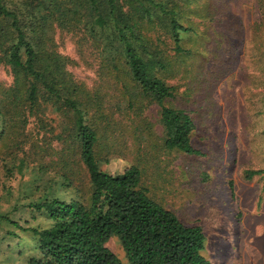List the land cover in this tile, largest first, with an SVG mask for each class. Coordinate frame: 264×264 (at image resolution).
I'll return each mask as SVG.
<instances>
[{"label": "trees", "instance_id": "trees-1", "mask_svg": "<svg viewBox=\"0 0 264 264\" xmlns=\"http://www.w3.org/2000/svg\"><path fill=\"white\" fill-rule=\"evenodd\" d=\"M196 2L0 0V64L11 76L7 85L0 81V139L4 136L6 143L25 154L21 145L29 142L24 132L28 118L34 112L44 114L48 107L61 116L68 129L63 138L61 133L55 138L69 139L60 156L66 169L59 174V184L70 187L71 195L61 197L50 192L51 184L43 181V176L29 180L33 190L44 191L25 206L32 218L36 214L44 217L45 225L21 226L0 212V230L10 225L30 236L29 242L17 240L9 247L24 264H122L107 246L113 237L128 264H212L203 254L202 227L184 223L148 194L139 157L120 173L100 169L99 142L110 124L100 129V118L95 114H104H89L98 106V97L105 98L107 91L87 88L76 80L68 69L70 58L59 52L55 40L56 32H64L71 36L79 53L91 48L105 60L104 69L114 82L102 87H110L125 102L121 111H130L137 120L134 129L138 136L148 127L145 119L138 121L144 102L155 103L163 128L161 147L199 155L202 152L191 141L194 123L190 114L167 104L176 96V88L159 75L170 62L159 46L165 38L156 34L164 32L177 56L191 57L193 48L182 43L185 35L196 33L188 14ZM254 3L258 18L250 26L247 47L258 52L264 71V0ZM213 6L211 0H203L200 11L194 14L208 20L215 12ZM102 146L106 148L103 142ZM67 151L77 155L78 167L87 173L84 188L72 184L75 171L64 159ZM25 156L14 164L20 175ZM257 172L246 174L251 177ZM12 173L8 169V175ZM5 234L23 237L8 229L2 239Z\"/></svg>", "mask_w": 264, "mask_h": 264}, {"label": "rangeland", "instance_id": "rangeland-1", "mask_svg": "<svg viewBox=\"0 0 264 264\" xmlns=\"http://www.w3.org/2000/svg\"><path fill=\"white\" fill-rule=\"evenodd\" d=\"M202 1L197 0L188 12L196 33L185 35L182 45L193 48L191 57L177 56L164 32L156 33L165 38L159 46L170 62L159 75L176 88V96L167 104L190 114L191 141L202 152L199 155L161 147L163 128L155 103L144 102L138 121L145 119L148 127L138 136L137 120L130 111H121L125 102L110 87H102L114 82L104 69L105 60L91 48L79 53L69 34L56 32L55 40L59 52L70 58L68 69L76 80L87 88L107 91L89 114H104H95L100 129L110 124L99 142L100 169L120 173L139 157L148 194L184 223L202 227L203 254L212 264H264V71L258 52L247 47V35L258 13L254 0H211L215 12L203 20L194 14ZM0 81L11 82L2 64ZM60 119L51 107L44 114L30 115L24 131L29 142L21 145L25 154L6 143L4 136L0 139V212L21 226H43L46 221L37 214L32 218L25 206L44 191L33 190L31 178L43 176L51 184L50 192L71 195L70 187L59 184V174L66 169L60 156L69 142L55 138L57 133L63 138L68 130ZM22 156L25 167L20 175L14 164ZM64 159L75 171L72 184L84 188L87 173L78 167L77 155L67 151ZM8 169L13 172L10 176ZM250 170L259 172L249 177L246 172ZM8 229L23 237L5 234L2 239ZM17 240L29 242L30 236L10 225L0 230V264H24L16 250L9 248ZM107 246L122 264H128L116 238H110Z\"/></svg>", "mask_w": 264, "mask_h": 264}]
</instances>
